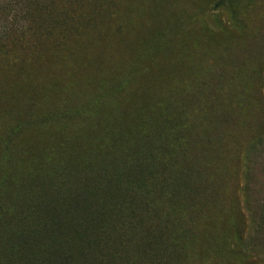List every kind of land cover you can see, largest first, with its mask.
<instances>
[{
  "label": "rangeland",
  "instance_id": "rangeland-1",
  "mask_svg": "<svg viewBox=\"0 0 264 264\" xmlns=\"http://www.w3.org/2000/svg\"><path fill=\"white\" fill-rule=\"evenodd\" d=\"M76 1L0 0V264H264V0Z\"/></svg>",
  "mask_w": 264,
  "mask_h": 264
},
{
  "label": "trees",
  "instance_id": "trees-1",
  "mask_svg": "<svg viewBox=\"0 0 264 264\" xmlns=\"http://www.w3.org/2000/svg\"><path fill=\"white\" fill-rule=\"evenodd\" d=\"M45 1H47V0H36V3H37V5H38L40 11H43L44 9H47V8L43 5V3H44ZM26 2L28 3V0H26ZM75 2H77V1L75 0ZM26 18L28 19L27 15H26ZM27 30H28V29H27V26H25V29H24V30L22 29V31H23L22 34L27 33ZM147 167H148V166H145V169H146ZM147 170H148V171H145V172H147V174H149V173H150L149 168H148ZM63 203H64V201H63ZM71 206H72V205H71ZM72 209H73V207H72ZM75 213H77V211H76V209H73V210H72V214H75ZM98 218H99V215L96 216V219H98ZM157 234L159 235V233H157ZM158 238H159V236L157 237L156 234H155V235H153V234L148 235L147 242H148V243H154ZM96 244H97V245L100 244V240H96ZM68 258L70 259V257H68ZM69 262H70V260H69ZM69 262H68V263H69Z\"/></svg>",
  "mask_w": 264,
  "mask_h": 264
}]
</instances>
